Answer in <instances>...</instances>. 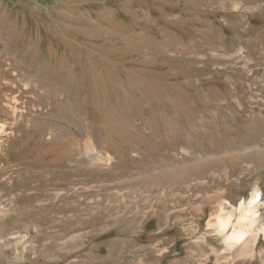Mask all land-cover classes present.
I'll list each match as a JSON object with an SVG mask.
<instances>
[{
    "label": "rangeland",
    "instance_id": "rangeland-1",
    "mask_svg": "<svg viewBox=\"0 0 264 264\" xmlns=\"http://www.w3.org/2000/svg\"><path fill=\"white\" fill-rule=\"evenodd\" d=\"M9 97L23 113L9 112ZM7 148L26 215L35 173L57 201L66 177L73 201L101 184L105 203L100 228L77 206L64 227L58 206L47 225L60 233L22 264H264L253 219L236 239L230 226L217 235L235 218L216 204L189 213L214 187L208 176L223 172L230 183L215 186L234 207L260 180L249 215H264V165L254 163L264 152V0H0V157ZM244 148L259 153L240 165ZM197 166L185 182L161 184L160 199L134 198L153 192L142 184L150 177Z\"/></svg>",
    "mask_w": 264,
    "mask_h": 264
},
{
    "label": "bare ground",
    "instance_id": "bare-ground-1",
    "mask_svg": "<svg viewBox=\"0 0 264 264\" xmlns=\"http://www.w3.org/2000/svg\"><path fill=\"white\" fill-rule=\"evenodd\" d=\"M4 104L6 105V108L9 110V112H11L12 114L23 113L27 107L26 104L24 103V101H22L18 97L6 98V101ZM46 134H48V133H46ZM47 140L49 143L47 150L50 151V149L52 148V145H53V139H52V137H50V135H48ZM8 151H9V148H7V150H5V151L3 150V153L5 155L4 156L2 155L0 157V260H7L11 264H22L27 259L37 258L41 254V251L43 250V248H46L48 246L51 247V244L53 242L52 239H53V237H55V235L60 233V229H56L55 227H52L49 224L47 225V222L56 216L54 211H56L58 206L63 208V212L60 211L61 212L60 217L63 221L62 224L64 225V227L66 225H68V221H69V216L67 214L70 212V210H72V208L74 206L75 207L77 206L78 209L83 210L82 212H83V214H85L83 216H86L85 217L86 219H88L90 216H92V217L95 216V218L98 220V227L100 228V224L103 221V220H101L102 212H103V210L105 211V203L103 202V198L101 196V194H102L101 193L102 192L101 184L99 186V189H97V191L94 193L93 199H84L81 201H73L72 200V191H71L72 186L70 185V183L66 177L61 178L62 179L61 183L65 188L64 192L62 191L63 194L65 195V198L62 201H57L58 200L57 194H56V191L54 188L49 187L48 184L45 182H41L43 180H37V178L34 179L36 173L33 175V178H31V180L27 179L28 183H29L28 185H30V189H31L29 192V193H31V196H30L31 198L29 197L30 198L29 199V204H30L29 206L32 208V214L26 215L25 214L26 210H25V206H24V202L27 203L26 201H24V197L26 196L25 195L26 193H24V191H22L23 188L18 189V186H20V185H17V187H15V185L17 184V183H15V180H16V176L18 174L17 173L18 171L16 172L17 173L16 174V173H14L15 171L10 172V171H6L7 169L6 170L4 169V168H6V167H4L5 166V160L7 158L9 159V155L7 154V153H9ZM255 151H256L255 148H252V149L244 148V149H242L239 152V154L237 153L238 155L235 156V162L237 164L242 165L243 163H245V161L248 159L249 156L254 155ZM256 152L259 153V150ZM7 155H8V157H7ZM114 155L115 154H113V156L108 155L107 160H110V161L113 160ZM246 157H247V159H246ZM254 159H256V158H254ZM91 160L94 161L93 164L91 162V165H93L97 168L100 167L101 163H99L98 160H96V159H91ZM138 163L139 162H134L135 165H137ZM254 163H255V165L256 164L257 165H261V164L264 165V152L261 154V158L256 159L254 161ZM201 168H199L198 166H197V168L195 167L192 169L189 167L177 168V169L169 170L167 173H163L160 175L150 177L148 180H146V182H142V184L150 187L153 192L150 193L151 190H147L146 192L141 193L140 197H137V195H135L134 198L135 199L146 198L149 200H158L163 196L162 192H161L163 189L160 188L161 184H165L166 187H168V188H170L176 184H181V183L185 182V180L187 179V177L189 175H191L190 173L192 170H193V172L198 173L201 170ZM45 172L47 173V170ZM51 173H49V174H51ZM97 175H99V174H97ZM55 176H56V174H55ZM66 176H68V175H66ZM46 178L47 177H45V181H46ZM55 178L57 179L58 177L56 176ZM19 179H21V178H19ZM207 179L209 182L208 184L213 183L214 187L209 190L210 192L208 195H204V196H201V197L195 199L196 201L199 202V205L196 208L190 210L189 213H192L195 216L197 215L199 217L201 215H204L203 210L206 207H208L214 203V204H216V206H218L217 208L219 209L220 214L226 213V214H229V216L235 218L232 222H230V220L229 221H223L222 224L219 226L221 230L217 231V235L218 234L224 235L226 228L230 226V228L233 229V233L235 234L236 239H237L236 235H239V237H241L242 234H244L247 231H250L248 228L249 226L247 227V224H246L249 217H250V219H253V221H252L253 223L259 224V230H260L259 232H261L264 235V215L262 217L257 216V215H253V216L249 215V212L252 210V208H255V205H257V204L259 205L261 198H262L261 191H260V189L262 188L261 184H260V180L256 179L254 182L252 181V183H251L252 184L251 185L252 191L249 193L248 197L243 198V200L239 203V205L237 207H234L230 203V201L228 199H226V197L224 196L226 194V192L222 191L223 193H221L220 191H218L219 189L216 188V186L220 184L219 187L221 189H223V187H224V190H225V187L227 188L228 184L231 181L230 176L227 173H223V172H217L216 173L215 172V174L208 176ZM57 180H59V179H57ZM100 180H101V178H100ZM22 184H21V186H22ZM51 184H53L52 181H51ZM53 185H55V182ZM53 185H50V186H53ZM200 185L194 184V186H196V187H200ZM41 186H43V187L41 188ZM28 188L29 187H27V189ZM192 188H193V186H192ZM201 188H202V186H201ZM149 195H152V196L149 197ZM41 196L45 197L46 202H47V204H45V205H48L47 206L48 212H46V213H45V211L43 213L39 212L40 206L41 205L44 206L43 204H41V202H43V201L42 200L40 201ZM26 200H27V198H26ZM128 200H132V198L128 199ZM126 201H124L123 206L121 208V211H124L125 206L128 205ZM88 205H90L92 207V210H93V212L91 211V213H89V214L87 212ZM126 209H127V207H126ZM210 210L212 211L211 208H210ZM60 212H57V213L60 214ZM185 213L186 212L183 211L182 213H180V215H184ZM42 217H44V218H42ZM55 218H57V217H55ZM34 219L37 221V222H35V224L33 223ZM207 223H208L207 225H210V221ZM250 223H251V221H250ZM68 230H69V228H68ZM203 239H205V237ZM66 245H69V244H62L61 245V247L65 251L67 249ZM188 249H190V248L188 247ZM188 249H187V251H189ZM231 249L232 248L230 247V250ZM232 254L236 255L235 250H232ZM215 263L216 264H222L220 259H217L215 261Z\"/></svg>",
    "mask_w": 264,
    "mask_h": 264
}]
</instances>
